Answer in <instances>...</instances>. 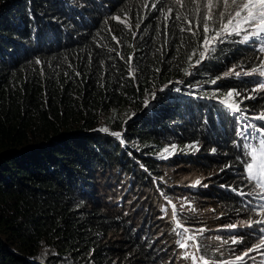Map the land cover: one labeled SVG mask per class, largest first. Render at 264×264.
<instances>
[{"label": "trees", "instance_id": "trees-1", "mask_svg": "<svg viewBox=\"0 0 264 264\" xmlns=\"http://www.w3.org/2000/svg\"><path fill=\"white\" fill-rule=\"evenodd\" d=\"M189 21L174 0H0V264H176L169 200L206 231L211 262L259 243L226 225L260 202L239 192H258L245 164L264 138V93H251L264 78L211 80L261 55L233 36L190 67L201 36ZM232 90L242 113L221 103Z\"/></svg>", "mask_w": 264, "mask_h": 264}, {"label": "snow or ice", "instance_id": "snow-or-ice-1", "mask_svg": "<svg viewBox=\"0 0 264 264\" xmlns=\"http://www.w3.org/2000/svg\"><path fill=\"white\" fill-rule=\"evenodd\" d=\"M174 2L180 6H183L184 4V0H174ZM191 2L196 5L194 10V15L196 17V30L193 31L191 21H189L187 31L192 32L193 37L200 35L201 41L198 48L194 49L192 54L188 57L189 61H191L192 56L196 55L198 51V59H196L195 64H190V67L195 68L201 65L202 62L210 58L212 54L216 52L219 44L224 43L227 39L233 36H242V42H249L255 38L260 43L259 52L264 54V0H203L202 6L200 0H191ZM145 6L147 7V5ZM156 7V4H152V8ZM172 11V8L167 10V13H165V19L168 18V15L172 13ZM113 19L125 24L129 28L131 27L128 20L121 19L120 16H115ZM177 19H180V17L178 16ZM184 19H187V17L185 16ZM136 27L139 28V23H137ZM181 30L184 31L185 29L182 28ZM133 35H135V33H133ZM112 38L116 39L115 36ZM121 58L123 59V57ZM130 62L131 58H129V63ZM37 63L40 62L37 61ZM129 73L133 76V78H135L134 70L131 67L129 69ZM185 74L190 75L191 73L186 70ZM254 75L264 78V58L261 59L259 66L253 67L250 70H244L239 65H236L233 68H230L227 72L223 73L222 76H217L215 79H212L211 83L217 84L219 80L227 79L233 76L241 77ZM175 90L177 92L180 91L178 88ZM161 91H163V89H161ZM251 93H264V83H260L259 87L252 89ZM234 97H241V93L234 90L229 91L221 103L225 104L234 113H242L243 110L240 107V103L236 102L233 99ZM153 98H155V94H153ZM255 98V95L249 94L242 97V100ZM255 119L264 121V112L255 117ZM248 127H251L253 132L256 131L255 126L248 125ZM99 131L108 132L109 130L108 128L103 127L100 128ZM260 131L264 132V128H261ZM111 134L117 138L121 137L120 132H112ZM237 135L246 137L251 136L252 133H249L246 130H241L237 132ZM261 144L264 145V139L261 140ZM189 147L195 148L194 145H190ZM175 150V145L171 146V150L169 148H165L163 153H161V157L166 158L164 157V153L171 155L175 152ZM213 151H215V149H213ZM246 155L250 156L252 159L251 163L245 164L247 179L250 183L255 182V186L259 191L254 193L239 192V195H255L259 201H262L256 206H252L251 201L248 202L250 210L260 218L253 219L250 217L247 221H242L240 225L232 224L229 225V227L233 229L237 227L253 228L260 233V237L259 243L255 244L254 247L249 248L243 253V255L237 256L236 261H243L249 256V253L259 251L261 248H264V152H260L258 154V149L256 147H251V151L247 152ZM196 184H200V181L197 180ZM165 199H167V197H165ZM168 203L172 205V216L175 219L177 215L176 205L172 204L170 200ZM178 226L183 227V225L179 224V222ZM188 231L189 229H184V232ZM203 231L204 229H198L186 238L183 233H180L182 238L177 242L179 247L184 249L188 248V241H195L197 234L203 233ZM232 243L240 244L243 243V241L234 239ZM197 251H199V248H197ZM184 256L185 258H188L189 253L185 252ZM191 259L193 262L201 261L202 264H214V262L205 259L202 255L197 256L192 254ZM223 264H235V261H225Z\"/></svg>", "mask_w": 264, "mask_h": 264}, {"label": "rangeland", "instance_id": "rangeland-1", "mask_svg": "<svg viewBox=\"0 0 264 264\" xmlns=\"http://www.w3.org/2000/svg\"><path fill=\"white\" fill-rule=\"evenodd\" d=\"M200 2H201V6H202L203 0H200ZM184 5H185L186 9H188L190 7L193 10V13H194V10H195L196 5L193 4L191 2V0H184ZM194 18H196L195 15H194ZM236 37L242 42V36H236ZM244 43H246V42H244ZM247 43L255 44L256 45V48L258 50V55H261V59L264 58V54H262V53L259 52L260 43L255 38L253 40L247 42ZM260 82L264 83V80H262ZM259 85L260 84H258L254 88L259 87ZM244 129L247 130L248 128L245 127ZM250 131H253V130H250ZM251 147H256L258 149V154L260 152H264V145L261 144V140L258 143H256V145H252ZM183 179L184 180L187 179V181L191 180V182L192 183H195V185H197L196 184V181L197 180L201 181V178H199V175L198 174H193V175L187 174L186 177L183 178ZM252 184L255 186V182H252ZM255 189H257L256 186H255ZM257 191H259V190L257 189ZM261 202L262 201L258 202L257 205L259 203H261ZM251 218H253V219H259L260 217H258L256 214H253V215H251ZM231 220H232V222L229 223V225H232V224L240 225V223L242 221H247L248 219L247 220H244L242 218H232ZM174 221H175V224L177 225V238H176L175 245H176V247H178L177 251H178V254H179V257H177L176 264H202L201 261L193 262L192 259H191V255L192 254H195L197 256H200L201 255L200 254V249H199V251H197V248H199V246H198L196 240H197L198 235L204 234V233H206V231H203V233L197 234V237H196V240L195 241H188V244H189V247L188 248H186V249L180 248L179 245H178V243H177L182 238L181 235H180V233H183L184 237L186 238L187 236L192 235L194 232H196V230L203 229V227L202 226H198V225H191V226H193V229H190L186 225L180 223L178 221L177 217L174 219ZM178 222H179V224H182L183 227H179L178 226ZM229 225H226V227H229ZM185 228L189 229V231L188 232H184V229ZM234 239H236V238H233V240ZM185 252L189 253V257L188 258H185V256H184V253ZM236 257L237 256H234L230 261H235V264H264V248H261L259 251H253V252L249 253V256L246 257L243 261H236ZM118 264H123V263L120 262ZM214 264H218V263H214ZM221 264H223V263H221Z\"/></svg>", "mask_w": 264, "mask_h": 264}]
</instances>
